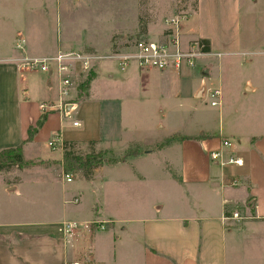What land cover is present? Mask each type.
Masks as SVG:
<instances>
[{
    "label": "crops",
    "instance_id": "1",
    "mask_svg": "<svg viewBox=\"0 0 264 264\" xmlns=\"http://www.w3.org/2000/svg\"><path fill=\"white\" fill-rule=\"evenodd\" d=\"M243 4L254 9L264 0H197L184 39L208 40L210 51L194 67L122 71L106 56L115 34L139 29L138 0H0V13L17 9L9 39L0 32V151L22 145L25 159L43 162L0 171V264H65L84 259L89 249V264H264V127L249 121L235 127L221 78L224 55H264V20L255 10L243 16ZM87 49L104 57L95 62L84 94L73 89L72 116L46 113L27 141L43 115L41 103L56 100L58 92L52 72L28 69L24 59ZM262 84L247 79L239 92L257 104L264 101ZM216 88L222 91L219 123L208 102ZM139 111L143 118L178 114L191 120L190 128L139 133L133 124ZM225 138L232 148L223 147ZM54 139L58 149L49 146ZM65 141L96 151L139 147L140 153L104 163L90 179L79 173L68 182L62 175ZM221 148L243 164L214 161L211 153ZM45 179L54 185L39 194L46 215L20 214L29 205L12 200H26L40 186L27 182ZM76 180L91 183V191L72 188ZM63 221L77 223L69 239Z\"/></svg>",
    "mask_w": 264,
    "mask_h": 264
},
{
    "label": "rangeland",
    "instance_id": "2",
    "mask_svg": "<svg viewBox=\"0 0 264 264\" xmlns=\"http://www.w3.org/2000/svg\"><path fill=\"white\" fill-rule=\"evenodd\" d=\"M139 3V29L134 32L124 31L122 33H117L113 36L111 40V52L117 49H125L128 44H131L136 39H161L165 38V35L169 32L168 27H171V21L173 18L178 16H184L189 18L191 12L195 10V0H138ZM3 12L0 13V32L4 36L8 35V39L11 36L10 32L16 24V18L14 12L17 11L15 8H2ZM258 11V16L260 20H264V14L261 15V11L264 13V5L258 4L254 6V9L251 8L250 5L243 4V16L251 11ZM55 15V13H54ZM21 15H18L20 19ZM244 24V23H243ZM141 27H146V32L143 34L140 32ZM55 26L57 27L56 23ZM57 30V29H56ZM63 32L62 23L58 24V33L61 36ZM184 32V28H183ZM58 34V35H59ZM184 34V33H183ZM187 38V37H186ZM95 50H84L80 51L81 53L93 52ZM97 53V52H94ZM99 54V53H97ZM100 55V54H99ZM96 62V61H95ZM93 64L90 70L95 71L97 67V63ZM221 68L223 69L221 72V78L225 83H227V93H228V101L225 104L226 111H230V116L233 115L236 119L235 127L243 128L247 121L253 123L254 125L263 128L264 127V101L259 99V102L256 103H248L244 97L241 95L239 91H241L239 86L242 82L247 79H251L254 82H262L264 85V55H251L249 53H241L234 55H224L220 60ZM218 65V64H217ZM118 66V64H117ZM74 70L76 72L75 76V88L74 93H80V95L84 94V91L87 90L85 80L88 78L90 70L87 72H82L79 66H75ZM93 81V80H91ZM90 81V82H91ZM238 86V87H237ZM209 105L210 98H209ZM220 106H213V110L217 111L214 117L215 122H221L219 117ZM57 112V111H53ZM47 112H43V114ZM51 113V112H49ZM245 115V121L242 122V117ZM139 119L133 121L136 129L139 133H146V135L158 134V133H166L169 131H179L183 132V130H188L190 128L189 119H183V117L178 116V114H173L171 117L166 119H158V118H143L146 117L145 114H141L139 111V115L137 116ZM66 118V117H65ZM129 125H133L128 121ZM58 149V144L56 145ZM94 149V148H91ZM89 145H77L74 147V151L79 155H86L90 152ZM99 150V149H98ZM102 151V150H100ZM104 151V150H103ZM108 151V150H106ZM98 152V151H97ZM114 152V153H113ZM113 152H109L108 154H104L105 157H112L113 155L120 156L123 153V148L119 145L114 148ZM124 154V153H123ZM32 155L30 153H26V157L30 158ZM36 161V160H34ZM39 163V160L36 161ZM62 163H64L62 161ZM66 172V170H64ZM73 178H77V175L80 173L69 171L68 172ZM39 186L38 189H33V192L28 191V198L22 202L12 200V202L19 204H27L29 205L28 209H25L27 213H20L22 215H29L33 217H43L45 214V210H47L48 206H44L46 204L45 200L41 198L45 195L40 193H48L50 189L54 190V185L49 187L48 180L45 181H29L27 185L29 187H33L34 185ZM109 188L112 191L117 190V184L115 182L109 183ZM72 188L78 187L81 189L82 187L85 189L87 193H89L92 189V184L86 182L84 180H76L74 184L71 185ZM165 191H169L168 193L173 192L172 189H165ZM13 199V198H11ZM130 202V201H129ZM37 205H40V208H36ZM43 206V207H42ZM113 211V210H112Z\"/></svg>",
    "mask_w": 264,
    "mask_h": 264
},
{
    "label": "built area",
    "instance_id": "3",
    "mask_svg": "<svg viewBox=\"0 0 264 264\" xmlns=\"http://www.w3.org/2000/svg\"><path fill=\"white\" fill-rule=\"evenodd\" d=\"M184 16H178L171 21L169 32L163 40L136 39L128 44L125 49H117L106 57L114 59L118 67L125 71L129 67L136 65L141 70H167L169 68L181 69L183 67H194L197 60L204 54L205 44L200 39L185 40L183 34ZM104 56L94 52L81 53L78 51L59 52L56 56L25 58L24 66L31 70H39L45 73H53L57 83V99L50 102L41 103L43 112H59L62 117L72 116L76 109L73 99V89L75 88V66H79L82 72L89 71L94 62ZM91 71V70H90ZM222 91L218 88L209 91L210 103L213 106L221 105ZM74 125H78L75 121ZM57 139L51 140L49 146L56 148ZM223 147L232 148L234 145L231 139H223ZM63 149V144L60 145ZM64 150V149H63ZM214 161L221 166L230 164L242 165L243 160L234 155L226 156L224 148L211 153ZM63 178L70 182L73 177L68 172H63ZM234 218H240L238 213L233 214ZM100 228L104 229L105 224L100 223ZM77 230V223L63 221L61 232L65 239H69ZM91 261V249L86 251L84 259L67 260L65 264H89Z\"/></svg>",
    "mask_w": 264,
    "mask_h": 264
},
{
    "label": "trees",
    "instance_id": "4",
    "mask_svg": "<svg viewBox=\"0 0 264 264\" xmlns=\"http://www.w3.org/2000/svg\"><path fill=\"white\" fill-rule=\"evenodd\" d=\"M195 8L197 6V0H195ZM140 32L143 34L146 32V27H141ZM205 44L204 52L210 51V44L208 40H200ZM95 71L91 70L88 78L85 80L86 87L89 86L90 81L94 78ZM47 119V114H43L38 121L36 126H32L29 129V136L27 141H31L34 138V135L38 132L39 128L44 124ZM64 153H63V165L64 170L66 172L74 171L82 173L87 179H90L95 168L103 165L104 163H117L120 161H124L127 157L132 155H138L140 153V148H130L121 156L113 155L112 157H105L104 154H108L113 151H96L95 149H91L89 153L86 155H79L74 151L75 144L73 142L65 141L63 143ZM92 148V147H91ZM114 153V152H113ZM37 162L34 160L25 159L23 155V147L19 145L17 147L3 149L0 151V171L8 170L13 166H17L19 168L29 167L31 165L36 164ZM43 163V162H39Z\"/></svg>",
    "mask_w": 264,
    "mask_h": 264
}]
</instances>
